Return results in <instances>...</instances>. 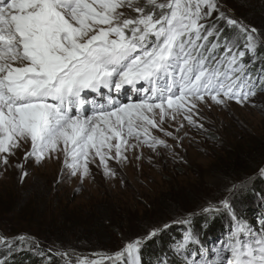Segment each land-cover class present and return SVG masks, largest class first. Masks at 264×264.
I'll return each mask as SVG.
<instances>
[{
	"label": "snow or ice",
	"instance_id": "obj_1",
	"mask_svg": "<svg viewBox=\"0 0 264 264\" xmlns=\"http://www.w3.org/2000/svg\"><path fill=\"white\" fill-rule=\"evenodd\" d=\"M218 11L217 0H0L3 164L22 141H30L26 158L41 162L63 154L65 168L81 181L91 174L89 164L96 158L105 175L115 176L109 160H127L129 147H169L150 134L166 117L182 114L189 124L203 128L193 119L194 113L199 114L198 104L250 103L256 92L240 62L245 51L237 54L232 50L235 44L226 40L225 54L217 60L205 57L202 50L211 52L218 43L212 49L198 43L222 33L214 23L208 27L204 23ZM217 19L243 33L245 49L256 52L254 28L247 29L224 12ZM133 137L136 143L130 144ZM246 231L252 235L241 223L233 242L222 246L229 255L221 257L220 264H264V235L247 243L240 238ZM158 232L152 229L126 243L114 259L141 264L144 242ZM192 242V234L187 233L176 248ZM0 243L7 241L0 238ZM197 255L202 257L203 249ZM77 264L102 262L80 259ZM157 264L167 261L160 259ZM190 264L211 261L201 258Z\"/></svg>",
	"mask_w": 264,
	"mask_h": 264
},
{
	"label": "rangeland",
	"instance_id": "obj_2",
	"mask_svg": "<svg viewBox=\"0 0 264 264\" xmlns=\"http://www.w3.org/2000/svg\"><path fill=\"white\" fill-rule=\"evenodd\" d=\"M217 4L219 11L204 23L206 27L214 23L223 31L219 37H208L207 49L214 43L220 45L208 57L218 60L224 56L227 40L235 44L232 50L237 54L245 51L240 62L244 64L245 77H250L251 66L264 61L258 57L261 53L257 54L261 35L248 22L258 24L264 38V0H217ZM219 12L256 30L255 53L245 49L243 33L217 19ZM225 30L232 34L225 35ZM212 64L215 66L214 60ZM257 87L255 97L243 106L235 101L227 107L198 104L199 114L194 113L193 119L203 128L189 124L182 114L175 119L166 117L150 134L165 140L169 147H129L125 152L127 160H109L115 176L105 175L96 158V163L89 164L91 174L81 181L65 168L63 154L59 159L37 162L34 157L26 158L31 143L22 141L8 156L7 165L0 159V238L7 241L0 243V249L9 248L15 255L24 250L37 254L47 250L57 256L55 264H77L80 259L120 264L124 260L116 261L114 254L152 229H168L205 213L213 217L224 212L233 221L235 201L264 180L260 173L264 168V86L259 90ZM119 99L123 101L124 97ZM156 119L159 121L158 115ZM129 142L134 144L136 140L129 138ZM252 150L255 154L250 160H236L240 153ZM23 172L27 175L22 177ZM177 199L179 203L174 202ZM246 202L254 204L258 199ZM107 224L109 227H104ZM42 229L53 243L50 247L43 245L44 251L39 252L36 248L41 243L37 241L40 235L45 236ZM90 229L97 230V234H90ZM5 256L0 250V259L4 261ZM47 262L46 258L43 264Z\"/></svg>",
	"mask_w": 264,
	"mask_h": 264
},
{
	"label": "trees",
	"instance_id": "obj_3",
	"mask_svg": "<svg viewBox=\"0 0 264 264\" xmlns=\"http://www.w3.org/2000/svg\"><path fill=\"white\" fill-rule=\"evenodd\" d=\"M248 24L256 28L259 35H261L262 45L257 50V54L259 55L261 53L258 57L262 62L264 61V38L260 30L261 27L255 23L248 22ZM224 34L227 36L231 35L232 31L225 30ZM248 72H250V78L253 77L252 83L258 85L256 89L259 90L261 86H264V64L255 63L251 66ZM254 149L257 150L256 148ZM254 154V150L251 152L249 151L248 154L246 153L245 155L240 153L236 160H250V156H253ZM256 198L258 199V202L247 204L246 201L250 199V201L253 202ZM179 201L180 200L177 199L174 202L179 203ZM233 207V221L228 220V215L224 212L213 217L205 213L198 216L195 220L187 219L180 224L174 223L170 225L168 229H162L158 232L156 237L146 240V243L143 244L140 254L141 264H157L160 259H166L167 264H184L186 260L190 264L192 260H200L201 258L204 261H211V264H218L220 263V258L226 256V252L222 251V246H224L226 242H233L232 235L236 232L241 223L252 230L251 236L247 231L240 233V238L243 241L253 243L254 237L259 238L264 235V180L256 182V185L251 190L249 189L247 191L246 196L235 201ZM103 222L105 223V220H103ZM184 223L185 225H183ZM104 227L109 226L107 224L104 225ZM42 232L45 236L40 235V240L37 241L42 244L36 248L39 252H43V247H50L53 243L52 239L48 237L49 235H47L46 230L42 229ZM89 233L97 234V230L90 229ZM187 233L192 234L193 242L189 243L183 249H177L176 246L182 242L183 237ZM32 234L35 235V237L37 235L34 233ZM201 249H203L202 257L197 255ZM0 250H2V252L4 251L6 255L5 260L3 261V259H0V262H6V264H43L46 258L48 259L47 264H55L53 261L54 259H57V256L47 250L43 254L24 250L17 255H15L14 251H11L9 248ZM188 253H191V255H188ZM13 257H16V259L12 260ZM50 261H52V263Z\"/></svg>",
	"mask_w": 264,
	"mask_h": 264
},
{
	"label": "bare ground",
	"instance_id": "obj_4",
	"mask_svg": "<svg viewBox=\"0 0 264 264\" xmlns=\"http://www.w3.org/2000/svg\"><path fill=\"white\" fill-rule=\"evenodd\" d=\"M140 94H141V93H139V95H140ZM133 95L135 96L136 94L133 93Z\"/></svg>",
	"mask_w": 264,
	"mask_h": 264
}]
</instances>
